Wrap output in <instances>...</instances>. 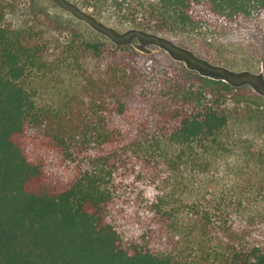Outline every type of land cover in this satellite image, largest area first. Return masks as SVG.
Here are the masks:
<instances>
[{"label":"trees","instance_id":"16d2710c","mask_svg":"<svg viewBox=\"0 0 264 264\" xmlns=\"http://www.w3.org/2000/svg\"><path fill=\"white\" fill-rule=\"evenodd\" d=\"M2 1L0 264H264V0H141L122 34L112 0ZM53 45L97 73L63 110L27 87Z\"/></svg>","mask_w":264,"mask_h":264},{"label":"rangeland","instance_id":"374dc122","mask_svg":"<svg viewBox=\"0 0 264 264\" xmlns=\"http://www.w3.org/2000/svg\"><path fill=\"white\" fill-rule=\"evenodd\" d=\"M37 1L42 3L43 7L48 9L52 15L62 17L65 20L70 19L69 16L64 14L61 9L56 7L50 1ZM112 1L119 7H107L103 12L102 18L122 34L127 29V17L132 15L137 16L139 14L141 0ZM2 2H4L5 9H7L9 5L8 11L10 12V21H16L18 18L21 20L22 15L17 11V8L13 3H9V0H4ZM73 24L78 28L77 24L74 23V20ZM21 25H23V22L19 24V26ZM84 29V27H80L81 31ZM167 38L170 40L174 39V37L170 35L167 36ZM174 40L176 43L195 48L203 58L212 60L223 66L241 69L247 65L245 61L241 60L238 53L233 52L229 47L222 46L224 40L221 37L212 44L199 36L194 38L192 36L184 35ZM159 55H161V53L157 51V56L159 57ZM45 58L46 66L40 71L33 72L27 81L29 92L33 94L37 105L41 109H65L68 103L72 100V97L75 94L80 93L81 87L85 83H92L91 81H94V79L97 78L96 72H89L88 74L83 73L85 67L90 71L95 68L93 67L94 65L90 62L83 63V59L82 61L78 60L79 58L76 55L72 56L70 54H65L58 45H53ZM160 59L163 63L168 62L166 55H161ZM150 66V62L145 65L143 62V66L141 67V71L136 81V89L147 96L153 95L154 92H157V89L163 83L162 76L152 71ZM91 76L93 77L90 78Z\"/></svg>","mask_w":264,"mask_h":264}]
</instances>
